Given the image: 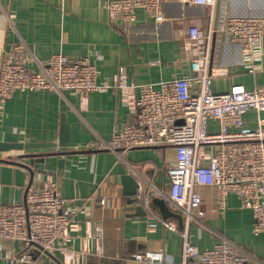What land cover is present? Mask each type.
Instances as JSON below:
<instances>
[{
	"label": "crops",
	"instance_id": "obj_1",
	"mask_svg": "<svg viewBox=\"0 0 264 264\" xmlns=\"http://www.w3.org/2000/svg\"><path fill=\"white\" fill-rule=\"evenodd\" d=\"M107 1L0 0V58L22 39L40 62L59 51L74 56L89 54L97 63L102 80L111 79L120 67L126 68L129 82L136 84L195 74L191 63L195 51L188 46V26L196 21L207 29L212 17L210 5L192 0H162L163 20H148L140 11L138 21L124 30L110 22ZM215 8V23L219 24L228 14L264 15V0H221L219 12L217 4ZM213 45L210 70L215 91H225L235 83L249 88L264 84V55L257 60L259 70L254 73L244 62L239 44L216 33ZM262 47L264 50V39ZM32 67L38 69V63H32ZM140 94L139 87H113L84 96L70 91L64 95L48 90L17 91L0 113V146L6 141L58 143L62 117L69 123L67 145L29 150L48 153L39 166H31L32 170L18 157L29 151L0 147V201H23L27 183L33 177L57 182L71 208H81L76 218L82 224V232L89 228L88 220H103V254L91 255L87 264H143L132 254L148 249H164L168 258L180 259V231L152 218L142 196L139 175L128 166L135 164L141 174L150 175L154 163L158 168L155 182L164 186L168 181L166 167L175 160L174 148H134L120 157L111 150L88 145L100 138L110 139L115 131L134 121V102ZM247 123L258 126L254 111L247 116ZM128 175L139 183L135 193L134 187L127 185ZM202 192L204 201L196 211L199 220L190 227L192 242L204 250L213 247L223 235L264 260V231L254 233L252 210L242 205L236 193H231L227 208L221 211L214 187H203ZM104 196L110 201L101 205ZM169 219L176 220L179 226L176 217ZM2 241L5 251L12 252L13 243ZM77 247H81L80 241ZM0 264H10L6 255H0ZM37 264L73 263L43 254Z\"/></svg>",
	"mask_w": 264,
	"mask_h": 264
},
{
	"label": "built area",
	"instance_id": "obj_2",
	"mask_svg": "<svg viewBox=\"0 0 264 264\" xmlns=\"http://www.w3.org/2000/svg\"><path fill=\"white\" fill-rule=\"evenodd\" d=\"M192 2L212 8L207 29L196 21L188 26V46L195 51L191 58L193 76L136 84L129 82L126 68L120 67L111 79L102 80L89 54L74 56L59 51L40 62L21 39L0 58V113L17 91L48 90L63 95L70 91L84 96L113 87H139L141 94L134 102L136 119L115 131L110 139L100 138L88 145L111 150L120 157L134 148H174L175 160L166 167L168 181L164 186L155 182L158 168L154 163L150 175L141 174L135 164L128 166L139 175L152 218L180 231L183 247L178 261L168 258L164 249L135 252L133 258L143 264H264L262 258L226 236L201 250L190 234L192 223L199 220L196 211L204 201L202 188L208 186L214 187L221 211L227 208L229 195L236 193L242 205L253 212L254 233L264 231V84L249 88L235 83L225 91H215L210 70L216 33L241 46L242 58L251 72L259 70L257 60L264 55V15L228 14L216 24L217 0ZM106 7L110 22L124 30L138 21L140 11L151 21L164 18L162 0H108ZM35 62L38 69L32 67ZM251 111L259 120L256 127L247 123ZM155 196L165 198L183 215V229L176 220L165 219L154 210ZM109 201L104 196L100 204ZM79 213L81 208H71L57 182L33 177L23 201H0V255H6L10 264H37L43 254L87 264L91 255L103 254L104 223L102 219H90L89 228L82 232L76 218ZM3 239L13 243L12 252L5 251ZM78 241L81 247H77Z\"/></svg>",
	"mask_w": 264,
	"mask_h": 264
},
{
	"label": "water",
	"instance_id": "obj_3",
	"mask_svg": "<svg viewBox=\"0 0 264 264\" xmlns=\"http://www.w3.org/2000/svg\"><path fill=\"white\" fill-rule=\"evenodd\" d=\"M220 2L221 0H218L217 3V11L219 12L220 8ZM214 48V45H213ZM70 141V125L68 122H66L65 118L62 117V125H61V132L59 137V142L54 141H18V142H3L1 143V149L4 150H10V149H18V150H31V149H37V148H44V147H56L58 145L65 146ZM48 154L46 152H24L18 155L21 159L25 160V163H21L24 166L30 168L32 170V165L39 166L40 161L43 159V157ZM31 164V165H30ZM128 179L126 182L127 185L130 188H133L134 190L132 193L136 192V188L138 187V182L134 179L133 176L128 175ZM132 183V185H130ZM136 184V187L134 186ZM153 204L159 209V213L162 215L163 218L169 219L170 217H176L179 220V228L183 229L184 226V218L183 215L180 212H177L171 208V206L168 204V202L165 200V198L160 196H155L152 199Z\"/></svg>",
	"mask_w": 264,
	"mask_h": 264
}]
</instances>
